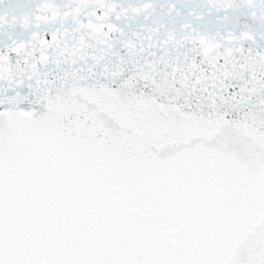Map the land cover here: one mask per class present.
Instances as JSON below:
<instances>
[{
	"label": "snow or ice",
	"instance_id": "snow-or-ice-1",
	"mask_svg": "<svg viewBox=\"0 0 264 264\" xmlns=\"http://www.w3.org/2000/svg\"><path fill=\"white\" fill-rule=\"evenodd\" d=\"M0 264H264V0H0Z\"/></svg>",
	"mask_w": 264,
	"mask_h": 264
}]
</instances>
